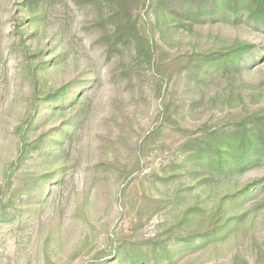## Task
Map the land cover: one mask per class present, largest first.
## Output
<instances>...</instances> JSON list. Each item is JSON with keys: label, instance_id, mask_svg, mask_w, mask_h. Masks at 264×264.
<instances>
[{"label": "rangeland", "instance_id": "374dc122", "mask_svg": "<svg viewBox=\"0 0 264 264\" xmlns=\"http://www.w3.org/2000/svg\"><path fill=\"white\" fill-rule=\"evenodd\" d=\"M11 10L12 0H4L0 7V213L6 218L0 220V264H98L117 251V242L137 246L154 236L164 237L162 224L173 222L175 206L184 199L173 202L179 183L159 180L154 172L161 176L162 168L177 157L183 136L178 125H217L233 118L242 110L240 106L264 109V35L248 26L217 23L174 28L167 35L157 26L155 14L141 8L140 26L162 44L164 51L159 53L165 58L183 55V60L185 53L216 50L236 38L257 43L262 49L254 52L252 69L232 80L235 95L240 92L244 99L233 108L222 97L217 103L207 97L200 107L190 108L186 80L173 70L168 87L177 107L174 122H166L145 143V136L161 124L164 111L165 99L158 97V76L147 64L131 61L129 53L123 62L100 57L98 45L87 39L94 29L90 28L92 20L79 17L68 0H57L45 10L50 29L68 24V43L64 52L56 51L63 54L60 65L40 72L42 82L46 89L57 87L84 79L89 71L92 82L80 84L76 102L64 115L50 113L28 124L33 91L28 62H32L33 51L15 45L7 22ZM45 56L49 59L51 54ZM128 62L133 63L125 74L122 63L127 66ZM226 89V79H219L212 94L226 93ZM69 120H74L70 134L66 130L52 143L60 151L56 158L61 183L56 182L58 173L55 179H45L46 198L39 204L35 175L49 172L53 164L48 161L52 157H46L51 156L47 148H33L34 140ZM50 138L54 139L48 137L49 142ZM23 141L29 145L19 160ZM262 173L255 170L248 177ZM183 176L181 171L176 180ZM149 198L163 199L167 208L158 210ZM248 207L250 211L235 233L215 243L186 247L172 263L161 264H264V190L251 197ZM172 246L173 241L167 244ZM163 254L160 259L166 258ZM113 259L112 264H119L121 257Z\"/></svg>", "mask_w": 264, "mask_h": 264}, {"label": "trees", "instance_id": "16d2710c", "mask_svg": "<svg viewBox=\"0 0 264 264\" xmlns=\"http://www.w3.org/2000/svg\"><path fill=\"white\" fill-rule=\"evenodd\" d=\"M0 0V7L3 6ZM57 0H12L10 18L11 35L15 45L26 51H33L28 62L29 79L32 84V109L28 116V124H35L50 113L64 115L66 110L76 102L75 93L83 82H92V72L85 74L84 79H76L57 87L46 89L40 72L60 65L56 54L57 49H67L68 24L57 25L56 29L47 26L45 10L56 5ZM69 4L78 11L79 17L89 18L94 28L87 39L98 45L101 56L108 62L116 60L123 62L126 53L132 57L131 61L147 64L158 76V97H163L164 111L161 124L145 136V143L149 142L160 131L166 122L173 121L175 106L169 97L171 83L175 73L179 78L184 76L185 86L191 100L188 105L192 109L200 105L209 97L212 102L221 101L222 97L228 106L234 107L235 102L244 103L243 95H235L233 79L240 78L244 72L252 69L254 52L262 51L257 43L236 38L216 50L185 53L174 58H165L162 44L154 37L142 30L138 11L148 8L155 14V21L163 32L169 35L172 29L193 28L198 24H227L230 26H248L264 35V0H68ZM89 21V20H87ZM81 26H83L81 24ZM148 30V29H147ZM48 40H47V39ZM160 38H163L161 35ZM166 42V41H164ZM37 43V44H35ZM33 44V45H32ZM35 44V45H34ZM34 49V50H31ZM51 54L49 59L46 53ZM159 53V54H158ZM133 62H128L124 73L131 71ZM226 79V93L215 92L212 86L219 79ZM164 91V93H163ZM210 94V96H209ZM219 99V100H218ZM242 108L229 120L210 125L204 122L192 128L181 127L182 139L177 147L178 155L171 165L162 168L161 176L154 172L159 180L179 183L173 195L175 200L183 203L174 204L175 215L172 223L166 220L165 236L152 237L138 244L117 242V251L98 264H112L114 257H121L119 264H161L172 263L179 252L186 247L199 246L202 243H215L236 232L240 222L249 213L248 203L256 194L264 190V109ZM74 120L63 121L51 131L38 136L35 140L36 149L47 148L52 162L49 172L35 175L38 183L35 196L38 203L46 198L43 188L45 179H55L59 172V148L53 149L57 140L55 137L67 130L70 134ZM48 137H54L49 142ZM29 144L23 141L20 157L25 155L24 149ZM54 150V151H53ZM183 178L179 179L181 171ZM263 170L260 176L248 177L255 170ZM56 182L61 183V176ZM48 187L47 192L50 191ZM34 193V192H32ZM150 204L158 210L167 208L163 199H150ZM173 203H171L172 205ZM238 209V210H237ZM251 216V223L254 217ZM6 218L0 213V220ZM171 241L174 246L167 247ZM201 243V244H200ZM166 257L160 259L161 252ZM184 252V251H183ZM162 255V256H163ZM113 257V258H112ZM246 261V260H245ZM264 261V260H263ZM94 264V263H91Z\"/></svg>", "mask_w": 264, "mask_h": 264}]
</instances>
